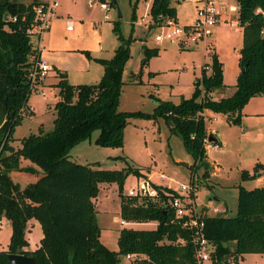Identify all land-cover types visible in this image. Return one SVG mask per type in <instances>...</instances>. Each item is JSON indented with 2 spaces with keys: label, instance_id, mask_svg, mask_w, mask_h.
<instances>
[{
  "label": "trees",
  "instance_id": "obj_1",
  "mask_svg": "<svg viewBox=\"0 0 264 264\" xmlns=\"http://www.w3.org/2000/svg\"><path fill=\"white\" fill-rule=\"evenodd\" d=\"M236 2L241 45L239 70L229 96L208 97L209 92L225 86L222 63L212 49L208 63L201 64L192 82L189 97H180L175 104L153 98L155 107L151 113L117 110L131 37L121 35L115 20L112 31L119 44L109 58H93L102 67L98 81L71 84L66 72L56 69L58 99L53 106L52 129L30 133L13 146V129L27 109L31 93L29 72L33 62L29 57L34 46L26 30L34 19L32 6L39 1L0 0V218H6L10 225L6 249L0 250V264H9L8 253L31 256L34 264H120V257L126 254L132 255L127 264H196L192 230L182 226V219L175 218L166 203L177 195L172 189L154 185L156 199L128 196L122 193L124 179L128 175L145 177L146 170L129 165L125 159L121 169L93 168L69 160L67 154L75 144L89 138L93 130L98 131L96 145L122 147L128 118L162 115L170 130L179 134L191 165L201 164L205 174L203 110L232 116V122L238 123L246 101L264 94V0ZM147 14L151 20L148 26L160 25L168 18L176 19V8L170 0H150ZM156 54L157 48H141L138 74L148 58ZM21 159L28 163L21 165ZM36 168L42 174L23 187L9 175L12 171L33 174ZM261 172L264 163L255 162L250 174L240 172V179L254 178ZM100 183L116 184L120 219L129 223L155 222L154 228H120L117 250L108 249L99 240L93 205ZM30 219L38 223L41 235L37 246L28 251L24 249L28 245L25 228ZM202 221L203 235L212 248L211 264H235L242 254L264 253V180L251 189L237 186L234 215L204 214Z\"/></svg>",
  "mask_w": 264,
  "mask_h": 264
},
{
  "label": "rangeland",
  "instance_id": "obj_2",
  "mask_svg": "<svg viewBox=\"0 0 264 264\" xmlns=\"http://www.w3.org/2000/svg\"><path fill=\"white\" fill-rule=\"evenodd\" d=\"M109 1L112 0L103 2L108 7L104 11L98 0H56L49 27L42 33L41 39V60L51 69L31 88L27 100L31 110L27 106L20 122L14 127L11 145H19V139L30 133H46L52 129L55 117L53 106L58 99V88L52 83L57 68L66 72L71 84L98 81L101 67L93 58H109L119 44L112 31L115 20L119 22L121 35L131 37L128 58L121 74L117 110L151 113L155 107L153 98L175 104L180 97H189L200 65L202 62L208 63L212 49L222 62V82L226 84L220 96L231 94L239 70L237 52L241 45L236 0H219L225 10L221 19L226 20L214 27L208 40L211 48H204L201 44L184 48L176 43L156 41L154 36L159 29L148 26L151 20H147L150 0H113L112 4ZM170 5L176 8L178 25L192 22L195 8L189 0H170ZM132 11L134 19L131 21ZM66 21H70V31L65 29ZM30 41L36 47L38 40L31 37ZM143 46L157 48V54L148 58L138 74ZM217 96L215 91L208 93L211 99H217ZM1 117L0 113V123ZM202 117L205 129H213V137L217 140V143L204 148V161H207L205 174L201 164L196 167L191 165L192 159L179 134L170 130L167 119L162 115L128 118L122 132V147L118 148L96 145L94 139L98 131L93 130L89 138L70 148L67 157L98 169H121L125 166V159L129 165L152 173L155 182L170 185L173 189H177L179 183H188L192 179L198 209L209 215L232 216L236 208L237 186L251 189L261 184L257 177L240 179V172L246 170L250 174L255 162L264 163V94L246 101L241 107L238 123L232 122V116L207 113V110H203ZM27 163L25 159L20 161L21 165ZM41 174L36 168L33 174L12 171L9 175L13 182L23 187ZM159 174H163L164 178H159ZM134 181L132 175L124 179L123 194ZM93 205L99 240L110 250H117L116 239L120 228L152 229L155 226L152 222L119 223L115 183H100ZM9 234V221L1 217L0 250L6 249ZM40 235L38 223L33 219L28 220L25 228L28 247H34ZM227 260L232 261L230 257ZM127 263L128 260L121 256L120 264ZM240 264H264V253L248 254Z\"/></svg>",
  "mask_w": 264,
  "mask_h": 264
},
{
  "label": "built area",
  "instance_id": "obj_3",
  "mask_svg": "<svg viewBox=\"0 0 264 264\" xmlns=\"http://www.w3.org/2000/svg\"><path fill=\"white\" fill-rule=\"evenodd\" d=\"M189 2L195 8L192 22L189 25H178L176 19L168 18L164 20L160 25H155L159 29V33L154 36L156 41L176 43L184 48L196 47L200 44L204 48L207 46L211 48L208 40L212 36L214 27L219 25L221 21L226 20L221 19V16L225 13L223 4L219 0H189ZM56 4V0H42L32 6L34 19L26 30L30 38L35 37L39 42L42 33L49 27V21ZM99 6L104 11L108 8L105 3H100ZM65 29L67 31L71 29L70 21H66ZM34 52L29 57L33 62L29 72L31 88H34L38 81L50 70V66L36 57ZM204 69L208 71V66H204ZM212 132L213 130H210L208 133L212 134ZM209 134L206 133L203 139L204 148H208L213 144L207 140ZM152 176L153 174H149L145 177L135 178L133 185L127 189L126 195L156 199L158 193L154 185L172 189L177 195L172 199H168L166 203L173 209L175 218L182 219V226L192 230L195 262L196 264L209 263V253L212 248L202 232V216L206 212L197 208L193 192L195 185L192 179L188 183H179L178 188L173 189L170 185L155 182ZM159 178H164V175L159 174ZM119 223L122 225L126 222L120 219ZM131 257L132 255L129 254L124 256L125 259Z\"/></svg>",
  "mask_w": 264,
  "mask_h": 264
},
{
  "label": "crops",
  "instance_id": "obj_4",
  "mask_svg": "<svg viewBox=\"0 0 264 264\" xmlns=\"http://www.w3.org/2000/svg\"><path fill=\"white\" fill-rule=\"evenodd\" d=\"M32 0H27V1H21V2H23V3H29V2H31ZM36 1H41V0H36ZM150 3V2H149ZM148 6H149V4H148ZM148 10V9H147ZM146 13H147V11H146ZM263 15H264V11H263ZM147 20L149 21V16H148V14H147ZM146 23H147V21H146ZM70 31V30H69ZM240 35H241V28H240ZM41 39H42V35H41V38H40V40H39V42H37V45H36V47H34V50H35V56L36 57H38L40 60H41V51H42V46H41ZM114 50V49H113ZM113 52V51H112ZM237 54H238V52H237ZM220 61V60H219ZM221 62V61H220ZM202 63H204V62H202ZM222 63V62H221ZM201 66V65H200ZM101 67V66H100ZM50 69H51V67H50ZM57 69H59V70H62L61 68H57ZM223 70V69H222ZM49 71V70H48ZM101 73H102V67H101V69H100V75H101ZM54 75H55V72H54ZM100 77V76H99ZM56 81H57V77L55 76V81L52 83V84H55L56 83ZM68 81V80H67ZM224 84V83H223ZM225 86L224 87H226V84H224ZM224 87H222V88H219V89H216V90H213V91H215L217 94H218V98H221V97H223V96H220V94H221V92H222V89H224ZM221 90V91H220ZM213 91H211V93L213 94ZM217 98V99H218ZM29 108H30V106L29 105H27ZM30 110H31V108H30ZM207 113H211V112H209L208 110H207ZM215 114H219V113H215ZM212 119H214V118H212ZM3 122V118H1V123ZM0 123V124H1ZM210 130H213V129H205V131H206V133H208V132H210ZM214 130H213V132H212V134H211V136H212V138L214 139L213 141H212V143L214 144V143H217V140L213 137V135H214ZM206 161V160H205ZM207 162V161H206ZM209 165H211L210 163H208ZM145 173H146V175H149V174H152V173H149L148 171L146 172L145 171ZM264 180V172H261V173H259V175L257 176V181L259 182V183H262V181ZM127 223V222H126ZM152 223H154V225H155V222H152ZM26 238V237H25ZM27 239V238H26ZM27 242H28V240H27ZM37 244H38V242L36 243V245L34 246V247H32V248H30V247H28V245H27V247H25L24 249L25 250H28V251H31V250H33L36 246H37ZM248 254H261V253H247V254H242L239 258H238V260H237V264H240V262L242 261V260H244L245 259V257L248 255Z\"/></svg>",
  "mask_w": 264,
  "mask_h": 264
},
{
  "label": "water",
  "instance_id": "obj_5",
  "mask_svg": "<svg viewBox=\"0 0 264 264\" xmlns=\"http://www.w3.org/2000/svg\"><path fill=\"white\" fill-rule=\"evenodd\" d=\"M119 17V13L117 14ZM208 141H213L211 134L207 136ZM7 260L9 264H34V259L31 256H25L23 254L18 253H8Z\"/></svg>",
  "mask_w": 264,
  "mask_h": 264
}]
</instances>
